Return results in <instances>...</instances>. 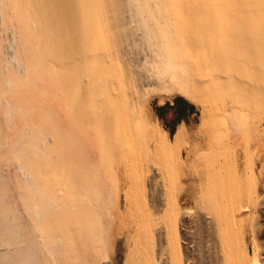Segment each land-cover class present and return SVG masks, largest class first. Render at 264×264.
<instances>
[{"label": "bare ground", "instance_id": "1", "mask_svg": "<svg viewBox=\"0 0 264 264\" xmlns=\"http://www.w3.org/2000/svg\"><path fill=\"white\" fill-rule=\"evenodd\" d=\"M263 89L264 0H0V264H264Z\"/></svg>", "mask_w": 264, "mask_h": 264}, {"label": "rangeland", "instance_id": "2", "mask_svg": "<svg viewBox=\"0 0 264 264\" xmlns=\"http://www.w3.org/2000/svg\"><path fill=\"white\" fill-rule=\"evenodd\" d=\"M152 89H150L151 91L150 90L148 91V96L150 100L147 106L148 107L147 111H146L148 122L150 123L151 127H153L157 132H159L162 135H166L171 145L174 144L172 142L176 141L178 137L179 138L183 137L182 139L181 138L179 139L181 144H178L177 146L174 144L175 147L173 145L174 149L178 148L180 145L183 144L181 147L182 151L186 152L187 140L190 141V145H191V143L194 144L201 137H204L203 134H206V135L211 134L210 126L207 124L202 125L203 113H202V108H201L202 106H200V104L196 103L195 101L185 96H182L174 92L173 94L172 92L169 94H165L166 97L164 96V99H163L162 93H160L156 89H155L156 91ZM261 91L263 92V93L261 92L262 96L260 95L261 93L258 95H254V96H255V101L257 100L256 103L259 102V100L261 101L258 103L259 107L261 106L260 108L264 109V100H263L264 99L263 97L264 89ZM259 95L261 97H259ZM256 96H258L259 99L256 98ZM262 109L260 111H262L261 114L264 115V112ZM246 119H247L246 123L244 124L243 129H242L243 133L242 132L240 133V142L242 143L240 144V147L238 148L239 152H241L243 156V163L246 161L248 156L256 157V154H255L256 139L254 138H256L257 135H256V132H254L253 128L251 127L252 117L249 116L248 118L246 117ZM201 127H202V130L200 129ZM225 137L226 138L230 137V134L226 133ZM262 139L263 140H262L261 145H263V152L261 151V153L264 154V137ZM181 141L183 142L185 141V142L183 143ZM248 145H251L250 146L251 149L249 150H247ZM194 165H195L194 162H192L187 167V170L177 169V168L172 167L171 165L166 166L165 173L168 178V181L172 184L176 183L177 180H179L178 179L179 176L181 178V175H183V173L189 172L188 169L192 170ZM258 167H260L261 169L263 167L264 169V160L258 161ZM186 179H188V177H186L185 180ZM183 182L186 183V181H183ZM178 187L175 189L171 188V190L178 191ZM263 193H264V188H263Z\"/></svg>", "mask_w": 264, "mask_h": 264}]
</instances>
